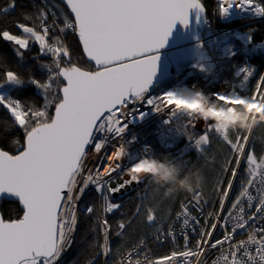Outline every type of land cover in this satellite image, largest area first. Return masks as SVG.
I'll use <instances>...</instances> for the list:
<instances>
[{
	"label": "snow or ice",
	"instance_id": "obj_1",
	"mask_svg": "<svg viewBox=\"0 0 264 264\" xmlns=\"http://www.w3.org/2000/svg\"><path fill=\"white\" fill-rule=\"evenodd\" d=\"M64 4L71 15H64L63 26L57 25L55 14L52 23H47V13L41 10L34 26L17 24L25 35L0 32V38L17 46L20 57L30 44L38 47V55L52 57L51 65H41L48 72L44 81L35 78L25 81L11 70L5 71L0 79V88L31 84L44 99L43 105L37 107L0 93V106L23 132L22 143L13 140L15 154L0 149V198H14L22 208L18 219L5 220L0 216V264H58L72 244L78 224L77 203L89 185L102 196V212L111 214L121 207L111 202L113 194L140 183L146 172L155 171L150 154L126 168L120 163L128 155L125 145L129 143L122 138L133 115L129 106L136 104H147L157 113L168 110L170 119L165 123L177 115L186 117V123L179 128L201 155L211 143V134H218L230 149L221 170L228 178L226 183L220 179L216 184L219 210L208 213L211 224L205 220L195 245L190 243L188 229L195 233L200 219L191 214L190 206L203 216L202 203L206 202L199 185L190 193V200L181 201L167 231L157 228L154 234L157 242L170 238L175 243L177 233L172 225L180 221L182 247L153 258L145 240L140 239L131 248L117 251L120 259L116 264H207L205 253L217 249L220 254L213 264H264V223H261L264 221V155L257 156L250 144L254 127L258 125L256 115H252L250 123L244 122L248 118L247 105L264 107V74L248 96L241 97L233 87L228 93L172 91L151 97L147 93L158 70V50L166 46L176 22L188 25L190 9L206 11L202 0H64ZM13 6L14 0L9 7ZM233 7L264 16V4L257 0H217L218 13L222 16ZM57 28L60 32L71 30L77 36L94 70L73 63L60 37L50 41ZM254 71L247 65L238 69L236 76L241 78V88ZM175 96H181L187 105L181 108L172 104L170 101ZM212 96L215 100L210 104ZM50 108H54L51 114ZM242 109L245 115H241ZM217 110L226 113L228 119L217 121L214 116ZM143 115L139 113L138 118ZM199 119L206 126L197 135L192 129ZM213 120L215 123L209 122ZM259 120L264 121V113L259 114ZM237 121L246 131L235 129ZM113 140L121 142L114 145L113 152L101 156L106 163L88 168V148L91 146L99 156ZM180 163L184 166L183 161ZM242 164L246 179L241 180V188L225 212ZM174 190L168 186L165 196ZM146 199L141 197L133 218L144 212L151 225L157 221L156 210L143 203ZM84 211L86 215L92 214L95 208L88 206ZM97 219L103 237L97 254L108 257L112 252L109 240L112 225L104 216ZM131 223L132 218L118 221L116 235L122 237ZM217 229L222 233L219 238L214 235ZM241 230L247 233L246 239L236 240ZM88 264H94V259Z\"/></svg>",
	"mask_w": 264,
	"mask_h": 264
},
{
	"label": "trees",
	"instance_id": "obj_2",
	"mask_svg": "<svg viewBox=\"0 0 264 264\" xmlns=\"http://www.w3.org/2000/svg\"><path fill=\"white\" fill-rule=\"evenodd\" d=\"M55 9L61 23L63 24L62 14H68L66 9L58 3L56 0H46ZM258 3L264 4V0H257ZM13 3V0H0V32L7 30L12 34L25 35L17 27L18 23L27 25H35L38 21L35 20L40 10L37 6V1L33 0H14V6L9 7ZM206 8V15L212 9H215L218 13L217 0H202ZM8 8L5 12L4 9ZM59 10V11H58ZM62 13V14H61ZM69 15V14H68ZM32 17L33 19H26V17ZM70 17V15H69ZM246 19L242 18L234 20L229 23L221 24L217 23L218 27L230 26L232 24L241 23L240 30L245 32L247 38L251 37V44L262 43L264 45V19L253 20L245 22ZM56 37L52 34L50 41L54 42L53 38ZM69 47L71 50L72 62L85 68L94 67L86 62L84 59L80 45L76 40L75 35H71L67 38ZM17 46L10 41H6L0 38V74H3L7 70H11L25 81L29 78H35L41 81L47 79L48 72L46 70L43 73L37 68L32 73H28L26 67L33 62L34 57H39L38 47L33 44L27 51L24 52L23 56L20 57L16 52ZM48 59H51V55ZM240 61V60H239ZM239 61L236 60L232 64H229L224 69L226 76L232 77V72L239 65ZM241 62V61H240ZM253 62L258 66V75L255 80H252L248 88L241 93V97L251 95L252 90L255 88L256 82L261 74L264 73V52L253 59ZM10 96L19 99L25 104H34L40 107L44 103V99L40 92L31 84H25L21 87H16L9 92ZM51 98V96L49 97ZM237 107H241L238 102H233ZM252 104L247 105L246 114L249 116ZM54 108H50V114ZM260 113H264V107H261ZM226 113L219 112L216 120H225ZM241 115H245V110H241ZM247 119L244 121L246 122ZM258 125L254 127L253 139L251 145L253 146L257 156L264 155V121L257 119ZM237 131H241L239 121L235 125ZM148 132H142L141 136L147 138ZM235 133H233L234 137ZM13 140H20L23 142V132L13 123V120L8 112L0 110V149L10 151L15 154L16 149L13 144ZM146 144L152 150V160L155 164H162L165 167L171 164L172 166L166 168L171 169L174 172L175 180L172 183L162 182L154 179L151 175H146L143 182L133 189L128 194L124 195L118 200L121 203V207L111 214L106 213L105 218L112 225V230L109 233V240L111 246V254L105 259L103 255H98L99 244L103 242V238L100 235L98 217H100V206L99 200L95 193L88 192L81 203L78 206V224L74 239L72 242L71 249L66 253L59 264H88L89 260L94 259V264H116L119 260L117 251H123L124 249L131 248L136 245L140 239H144L148 251L153 254L154 258L163 257L170 253L171 247L169 245L158 246L157 243L151 241V238L156 233V229L159 226L166 224L169 217L177 211L178 205L181 198L179 197L180 190L178 189V183L181 179L190 178L192 182L203 190V193L209 199L215 197V187L217 182L222 177V165L226 158H228L230 149L222 141V139L215 134H211V143L209 148L205 151V159L193 161L191 158V164L189 166H182L178 163L174 153L165 152L161 149L159 144L154 140L150 139L146 141ZM187 157V156H186ZM173 158V159H172ZM172 161V162H171ZM171 162V163H170ZM159 184V185H157ZM171 186L175 190L165 196L167 187ZM147 197L143 203L146 206L153 207L156 211L157 221L154 224H149L146 221L144 212L141 215L133 218L136 212V207L140 204L141 197ZM112 199V198H111ZM112 201H117L112 199ZM88 206H93L95 211L92 214H85V209ZM0 214L5 220L18 219L22 216V210L18 202L3 200L0 204ZM132 218V223L124 230V235L117 236V222L127 221ZM95 229V230H94Z\"/></svg>",
	"mask_w": 264,
	"mask_h": 264
},
{
	"label": "built area",
	"instance_id": "obj_3",
	"mask_svg": "<svg viewBox=\"0 0 264 264\" xmlns=\"http://www.w3.org/2000/svg\"><path fill=\"white\" fill-rule=\"evenodd\" d=\"M36 1L39 10L40 11L43 10L45 13H47L46 22L51 24L54 19L53 14H55L53 9L49 4L45 2V0H36ZM227 16H229V18L231 19L241 17L246 19L245 22L264 19V16H256L251 12L242 9H237L235 7L229 10ZM219 17L220 16L217 15V11L215 9H212L210 11L209 16L206 18L207 26L204 29L200 30L201 37L196 43H194V46L197 51L195 55H193L187 60H181L178 57L170 56L169 54L170 51L165 53L172 68V73L166 79L153 85L148 90L147 95L151 97H157L162 95L164 92H172V91H177L181 93L200 91L203 95H210L212 93H217V92H223V93L231 92L233 87L235 88L236 92H238L239 95H241L242 91H244V89L249 86L250 80H252L254 77L256 78L258 75V66L256 67V64L253 63V59L264 52V45L262 43L254 44V45L250 44V41L247 38V36H245V34L234 32L232 31V28H219L217 26ZM55 20L57 25L63 26V24L58 21L56 15H55ZM227 20L228 19H226L225 15L223 16L221 15L222 22ZM240 24L241 23H238L236 24V26H239ZM52 34H55L56 37H60V39L68 47L70 51L67 38L69 35H75L71 30L60 32L59 28H57V30ZM236 60L238 61L240 60L241 62L239 61L238 67L234 69V71L232 72V77L226 76L224 73L225 67H227L229 64H232ZM196 64H203L207 68L209 67L208 68L209 73L201 72L197 68L193 67V65ZM244 65L253 68L255 71H254V75L249 79V81L244 86V88H241L240 87L241 78H238L236 76V72L241 66ZM237 82L238 84H236ZM214 100L215 97L212 96L209 103L211 104ZM170 102L172 104H175L177 107H181V108L185 107L188 103L183 101L181 96L173 97ZM220 103L222 104L223 102ZM129 107L130 109H133V115L127 121L128 128L122 138L123 140L129 143V145H125L126 150L128 151V155L127 157L123 158L120 161L123 167L126 168L130 166L131 163L138 162L141 158H145L149 154L152 156V150L146 144V141L150 139H154L159 144V146L163 151L174 153L178 163H180V161H183L185 165L188 166L189 164L190 166V164L193 161L195 162L198 160L205 159V152L203 155H201L200 153L197 152L194 146H190L187 137L179 128V125L186 123L187 120L186 117L177 115V117L172 119L171 122L165 123V121H168L170 119L168 115V110H166L163 113H157L154 112L152 110V107L147 104H136V105H130ZM194 107H198V105ZM260 110H261L260 105H252L250 109L249 117L247 118V121L245 123L251 122V117L253 114H255L258 119ZM141 112L144 115L142 118H138V114ZM218 113H219L218 110L214 113L215 119L217 118ZM213 121H209V122L211 123ZM205 126H206L205 121L203 119H199L196 122L195 128L192 129V131L198 135L204 130ZM146 131L148 132V135L147 138H144L141 136V134L142 132H146ZM241 131H246V130L241 129ZM252 139H253V133H252ZM120 142H121L120 140H113L102 151V153L99 156L93 151V148L90 146L88 148V157L86 159L87 167L94 169L98 163H101L102 165L106 163V161L101 160V156H103L105 152L106 153L113 152L115 150L114 145L119 144ZM251 142L252 140L250 141V144ZM208 148L209 146L206 147L205 151ZM191 158H193L192 162H191ZM150 160L153 161L152 157L150 158ZM168 167H170V165L165 167V169ZM140 170L143 171V169ZM149 173L151 172H146L145 175ZM113 175H117V174L114 173ZM124 178L127 179V176H125ZM227 178H228L227 176H223V175L221 177V179H223L225 183L227 181ZM242 179H246L243 164L241 165L229 201L225 204V212L227 211L228 207H230L231 200L235 198L236 194L240 190ZM142 181L138 184L133 183L131 186L124 189L122 193L117 194L116 197L112 195L110 198L112 199L121 198L122 196L128 194L130 191L135 189L138 185H140ZM172 182H167V183L170 184ZM199 190L201 191L203 195V199L206 202L202 203L203 216H201L200 211H197L195 208H192L190 206L191 214L200 219V225L197 227V231L195 233H192L191 230L188 229L190 243L192 245H195L197 239L199 238L200 227L205 226V220L207 219L208 224L209 225L211 224V219L208 217V213L217 212L220 206L219 196L216 195V192H215V197L211 200L207 198V196L203 193L202 189L199 188ZM88 192H93L97 195L98 199H102V196L96 193L95 188L92 185H89V187L85 190L83 196L78 201L77 209L82 199ZM253 194L255 195V193ZM179 197L181 198L182 201L187 202V200L191 199V194L185 191H180ZM180 204L181 201L178 205L177 211L174 212L169 217L166 224L159 226V228H162L163 230L167 231L169 223L175 220L176 213L180 210ZM254 210L255 208L253 207L252 211ZM261 223H264V221H262ZM172 226L174 227L177 233V239L175 243L170 238L166 239L163 243L157 242L154 239V236L151 238V241L157 243L158 246L169 245L171 247L170 252L176 247H182L184 244L183 237L179 235V233L182 231L181 222L176 221ZM249 231H251V229H249ZM75 232L73 233V239ZM221 234L222 233L220 229H217L216 233L214 234L215 238H219ZM246 235L247 233L241 230L237 233L236 240L246 239ZM71 246L68 247L66 251L62 254L61 258L58 261V264L62 259V257L69 252ZM149 254L153 257V254H151L150 252ZM219 254L220 251L218 249L209 250L208 252H206L205 258L207 260V264H213V261L218 258ZM104 258L106 259L107 257Z\"/></svg>",
	"mask_w": 264,
	"mask_h": 264
},
{
	"label": "water",
	"instance_id": "obj_4",
	"mask_svg": "<svg viewBox=\"0 0 264 264\" xmlns=\"http://www.w3.org/2000/svg\"><path fill=\"white\" fill-rule=\"evenodd\" d=\"M56 1L58 3H60L66 9V11L68 12L69 15H71L68 8L64 4V0H56ZM206 18H207L206 11H200L199 9H190L189 10V23L187 26L181 24L179 21L176 22L170 36L168 37L166 46L164 48L158 50L159 57H160L159 61H158V70H157V73L153 79V83H152V85H150L149 89L153 85H155V84L161 82L162 80L166 79L172 73V68L170 66V63H169L165 53L170 51V50H174L176 48L182 47V46L192 45V44L196 43L201 37L200 30L204 29L207 26ZM76 40H77L78 44L80 45L77 36H76ZM80 48H81L82 55H83L84 59L86 60V62L94 67V64L89 63L86 56L83 54V50H82L81 45H80ZM53 112H54V109H53ZM122 192H123V190L120 193H122ZM113 196L116 197L117 194H113ZM3 200L18 202V204H19L18 200L14 199V198H9L6 196L0 198V204ZM19 206H20V204H19ZM20 208H21V206H20ZM21 210H22V208H21ZM0 216H1V214H0Z\"/></svg>",
	"mask_w": 264,
	"mask_h": 264
},
{
	"label": "rangeland",
	"instance_id": "obj_5",
	"mask_svg": "<svg viewBox=\"0 0 264 264\" xmlns=\"http://www.w3.org/2000/svg\"><path fill=\"white\" fill-rule=\"evenodd\" d=\"M45 2L47 3V4H49L50 6H51V8L53 9V11H54V13H55V15L57 16V19H58V21L59 22H61V20L59 19V17H58V15H57V13H56V11H55V9L53 8V5H51L48 1H46L45 0ZM59 11V10H58ZM62 14V13H61ZM220 17H219V23H221V24H225V23H229V22H231V21H234V20H239V19H242L241 17H237V18H235V19H231V18H229V16H227V15H225V17H226V19H228L227 21H221V15H219ZM62 18L64 19V15L62 14ZM219 28H232V31H234V32H237V33H240V34H245V32H243V31H241L239 28H240V26H236V24H232V25H230V26H225V27H219ZM69 36H71V35H69ZM68 36V37H69ZM245 36H246V34H245ZM3 39V38H2ZM250 41V40H249ZM251 44V43H250ZM33 44H30V46H32ZM68 45H69V43H68ZM71 51V50H70ZM197 53V51H196V48H195V46H194V44H192V45H187V46H182V47H179V48H176V49H174V50H172V51H170V56H172V57H178V58H180L181 60H187V59H189L190 57H192L193 55H195ZM50 56L49 55H39V57L37 58H34V60H33V62L32 63H30L27 67H26V70L28 71V73H32L34 70H36L37 68H39L40 69V72L41 73H43V71L44 70H46L47 71V69H45V68H42L41 67V65L42 64H46V65H51V63H52V58L51 59H48ZM254 63V62H253ZM255 64V63H254ZM256 67H257V64H256ZM264 74V73H263ZM2 77H3V74H0V79H2ZM252 80H255V77L252 79ZM252 80H250V83H251V81ZM236 84H238V82L236 83ZM23 86V85H22ZM16 87H21V86H14V85H6L4 88H0V93H3V94H9V92L11 91V90H13L14 88H16ZM246 88H248V87H246ZM245 88V89H246ZM244 89V90H245ZM37 93H38V90H37ZM1 109H3V110H5L6 112H7V110L6 109H4L2 106H0V110ZM10 115V114H9ZM249 117V116H248ZM225 119H228V116L226 115V118ZM211 123H215V121H213V122H211ZM212 134H215V136H218V134H216V133H212ZM219 137V136H218ZM173 159V158H172ZM172 162V161H171ZM170 162V163H171ZM170 166H171V164H169ZM144 180V179H143ZM143 182V181H142ZM99 200V206H100V209H99V212H100V215L101 216H104V218H105V214L106 213H103L102 212V205H103V200L102 199H98ZM110 200H111V202H113V203H119L118 202V200L119 199H115V200H117V201H112V199L110 198ZM120 205H121V203H119ZM115 211V210H114ZM103 238V237H102Z\"/></svg>",
	"mask_w": 264,
	"mask_h": 264
},
{
	"label": "clouds",
	"instance_id": "obj_6",
	"mask_svg": "<svg viewBox=\"0 0 264 264\" xmlns=\"http://www.w3.org/2000/svg\"><path fill=\"white\" fill-rule=\"evenodd\" d=\"M170 51H172V50H170ZM193 67L197 68L201 72L209 73V69L203 64H196V65H193ZM154 167H155V171L149 173V175H151L154 179H157V180L162 181V182H172L175 180L173 170L165 169L162 164H155ZM146 175H148V174H146ZM195 188H196V185L192 182V180L190 178L181 179L178 183V189L180 191H185V192L191 193L192 191L195 190ZM117 194H120V193H117Z\"/></svg>",
	"mask_w": 264,
	"mask_h": 264
},
{
	"label": "bare ground",
	"instance_id": "obj_7",
	"mask_svg": "<svg viewBox=\"0 0 264 264\" xmlns=\"http://www.w3.org/2000/svg\"><path fill=\"white\" fill-rule=\"evenodd\" d=\"M118 199H120V198H118Z\"/></svg>",
	"mask_w": 264,
	"mask_h": 264
}]
</instances>
